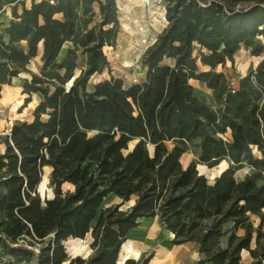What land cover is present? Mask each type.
<instances>
[{
  "label": "trees",
  "instance_id": "obj_1",
  "mask_svg": "<svg viewBox=\"0 0 264 264\" xmlns=\"http://www.w3.org/2000/svg\"><path fill=\"white\" fill-rule=\"evenodd\" d=\"M165 1L167 24L143 54L145 80L124 87L111 76L89 89L91 76L109 70L103 47L114 46L119 32L116 0H32L20 13L22 1L8 0L14 3L13 18L0 33V93L26 71L31 77L23 83L29 95L24 105L32 93L43 98L32 120L17 121L0 138L5 145L0 150V245L15 244L11 250L27 260L34 255L33 242L51 236L37 253V264H60L66 262L62 242L90 231L95 254L77 258L80 264H117L130 230L141 218L155 216L174 234L172 243L195 239L199 224L191 215L202 212L203 196L219 187L226 171L210 185L196 163L182 164L181 155L196 138L201 163L213 166L227 151L230 155V145L218 133L229 126L223 114H230L238 89L227 92L225 111L218 114L197 97L190 80L211 88L226 85L224 73L214 69L233 62L261 7L236 8V0ZM95 3L99 19L92 24ZM3 5L0 0V12ZM67 42L71 45L61 55ZM40 50L41 72L35 73L27 66ZM80 55L86 56V67L78 71ZM199 63L211 70L199 71ZM256 76L251 75L250 87L264 92V79L255 82ZM237 125L232 130L240 133ZM251 143L264 145L259 137ZM44 167L51 168L54 191L47 199L37 192ZM66 182L74 190L63 191ZM109 195L135 203L103 207ZM231 195L223 196L222 210ZM233 210L231 203L226 212ZM26 238L32 239L28 245L19 242ZM140 257H127L122 264H147Z\"/></svg>",
  "mask_w": 264,
  "mask_h": 264
},
{
  "label": "rangeland",
  "instance_id": "obj_2",
  "mask_svg": "<svg viewBox=\"0 0 264 264\" xmlns=\"http://www.w3.org/2000/svg\"><path fill=\"white\" fill-rule=\"evenodd\" d=\"M7 2L8 0H2L6 8L4 13H0V33L13 18L12 13H7V10H11L10 7L14 3ZM256 4L261 7L259 17L253 23L245 42L234 54L233 62L227 60L214 69L216 72L224 73L226 85L211 88L204 81L190 80L197 97L218 114L225 111L223 102L227 92L230 89H238L236 100L229 104L230 114L227 111L223 114L224 121L229 126L225 127L224 132L218 133L230 145L228 148L230 155L227 151L223 161L213 166L201 163L199 160L200 138L188 142V149L181 155L182 164L187 166L190 162L196 163L199 172L206 176L210 185H213L223 171H226L218 182L219 187L208 190L203 196L202 212L191 215L192 219L199 224L195 231V239L191 241L193 244L191 264H264V145L251 143V139L255 140L258 137L259 141L264 143V92L250 87L252 74L259 75L253 79L255 82L264 79V0H236L234 6L249 8ZM116 5L120 21L119 32L114 46L106 44L103 47L109 61V70L91 76L89 89L93 88L94 83L109 79L111 76L120 78L124 87L143 82L147 71L142 61L143 54L167 24L163 17V13H166L165 0H116ZM94 7L96 16L92 24L99 19L98 4L95 3ZM17 10L19 13L22 11L21 2L17 3ZM70 45V42L64 45L61 55ZM195 53H197L196 49ZM41 67L40 50V53L30 60L27 68L40 73ZM85 67L86 56L80 55L77 70ZM208 70L211 68L199 63V71ZM30 77V73L23 71L9 84H5L1 90L0 138L8 136L13 124L17 121L33 119V110L43 95L40 92L32 93L31 100L24 105L25 98L29 95L23 92V83ZM243 79L247 81L242 84ZM256 120L260 122L258 127L254 125ZM234 123H238L240 133L233 132ZM0 150L4 152V143H0ZM240 157L245 160L237 163ZM251 157L253 160L250 159ZM50 172V167H44L41 182L37 187V192L42 199L51 198L54 195L53 187L49 183ZM62 189L63 191L74 190V186L66 182L62 185ZM228 192L232 193V200L228 207L222 210L223 196ZM238 200H241L243 205L237 204ZM117 202V197L109 195L102 206ZM231 203L234 210L226 212ZM149 226L150 220L147 219L141 223L139 229H148ZM153 227L157 233L166 229L165 225L159 222L158 216L154 218ZM133 234L134 238H137L136 233H128V239L132 240V248H134L135 239L130 237ZM50 238L51 236L42 242H33L31 249L34 255L27 260L17 251L11 250L15 244L0 245V264H37V253L41 247L47 245ZM71 238L73 239L69 237L62 242L66 262L60 264H70L72 260V264H80L77 258L85 261L95 254L96 247L90 231L83 237V241ZM29 241L32 239L19 240L24 245H28ZM128 255H122L120 252L118 261L121 262V259L131 256V254Z\"/></svg>",
  "mask_w": 264,
  "mask_h": 264
},
{
  "label": "crops",
  "instance_id": "obj_3",
  "mask_svg": "<svg viewBox=\"0 0 264 264\" xmlns=\"http://www.w3.org/2000/svg\"><path fill=\"white\" fill-rule=\"evenodd\" d=\"M21 1H23V3H21V10L23 5L28 8L31 6L32 0ZM35 1L39 2L41 0ZM5 8L6 6L4 4L0 13H4ZM8 12H11V10L8 9L7 13ZM154 218L155 217H150L149 219L147 217H143L139 220V225L130 230L131 233L134 232L137 234V238L134 241V248L137 249L136 251L138 252L139 257L141 256L146 258L147 264H191L193 260L191 252L193 249L192 242L187 241L180 244L172 243L171 240L174 237V234L168 229L157 233L153 227ZM147 219L150 220V226L148 229H139L141 227V223Z\"/></svg>",
  "mask_w": 264,
  "mask_h": 264
},
{
  "label": "bare ground",
  "instance_id": "obj_4",
  "mask_svg": "<svg viewBox=\"0 0 264 264\" xmlns=\"http://www.w3.org/2000/svg\"><path fill=\"white\" fill-rule=\"evenodd\" d=\"M61 53H62V51H61ZM134 237H135V235L133 234L130 238H132L133 240L134 239L136 240V238H134ZM76 239H78L80 241H83V238H73L72 240H76ZM120 252H121L122 255L131 254V257H134V258H138L139 257L138 252L134 248H132V240L131 239H127L122 244ZM121 260H124V259H121Z\"/></svg>",
  "mask_w": 264,
  "mask_h": 264
},
{
  "label": "water",
  "instance_id": "obj_5",
  "mask_svg": "<svg viewBox=\"0 0 264 264\" xmlns=\"http://www.w3.org/2000/svg\"><path fill=\"white\" fill-rule=\"evenodd\" d=\"M117 199H118L117 203H121V208H127V207H129L135 203V199L128 200L124 203L122 202V199H120V198H117ZM124 261H125V259L121 260V262L118 261L117 264H122Z\"/></svg>",
  "mask_w": 264,
  "mask_h": 264
}]
</instances>
